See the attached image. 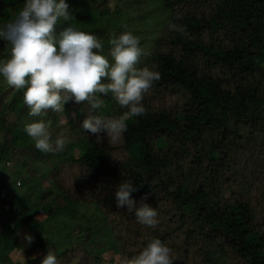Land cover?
I'll return each mask as SVG.
<instances>
[{
	"label": "trees",
	"instance_id": "16d2710c",
	"mask_svg": "<svg viewBox=\"0 0 264 264\" xmlns=\"http://www.w3.org/2000/svg\"><path fill=\"white\" fill-rule=\"evenodd\" d=\"M84 2L109 12L105 0ZM159 2L164 25L139 67L158 71L160 79L144 94L147 114L129 119L119 140L101 132L97 142V134L81 128L89 114L123 115L126 110L111 94L101 97L103 106L96 110L69 100L64 107L75 117L65 128L73 138L62 152L42 153L19 126L29 112L24 90L6 81L0 88V264H41L48 250L59 264H125L150 238L171 249L173 264H264V0ZM8 15L4 7L1 24ZM83 20L88 22V13ZM104 20V25L74 28L95 35L105 50L113 35L127 29ZM69 25L56 26L57 33ZM9 51L0 40V60ZM50 112L54 124L58 115ZM6 156L26 168L20 184L47 166L65 206L94 204L97 216L81 225L78 239L58 250L38 230L33 207L4 191L8 180L1 159ZM125 180L137 189L131 194L137 206L143 201L156 209L155 227L116 206L115 186ZM54 190L45 188L42 198ZM43 211L53 220L62 213L53 201ZM14 247L31 257L13 262Z\"/></svg>",
	"mask_w": 264,
	"mask_h": 264
},
{
	"label": "clouds",
	"instance_id": "9594fccd",
	"mask_svg": "<svg viewBox=\"0 0 264 264\" xmlns=\"http://www.w3.org/2000/svg\"><path fill=\"white\" fill-rule=\"evenodd\" d=\"M71 19L66 0H24L16 17L0 25V40L10 45L9 57L0 60V77L16 90L23 89L28 114L41 117L26 124L24 132L42 153L62 152L67 144L65 136L53 140L50 122L43 119L48 110L64 112L69 100L77 104L87 102L91 109H100L103 106L101 97L111 94L126 110L123 115L104 119L89 114L81 128L97 134V142L101 132L115 142L127 131L129 119L147 114L142 102L144 94L160 79L158 71L147 66L137 67L145 51L139 37L131 31L113 35L108 56H105L102 41L93 34L70 25L57 33L58 22L67 25ZM169 27L183 31L175 24L170 23ZM102 78L105 79L103 83ZM136 190L129 180L117 184L116 206L134 212L138 223L155 227L158 223L156 209L143 201L137 206L131 196ZM25 239L29 244L32 241L30 235ZM41 264H59V261L48 250ZM125 264H173L171 249L160 239L150 238Z\"/></svg>",
	"mask_w": 264,
	"mask_h": 264
},
{
	"label": "rangeland",
	"instance_id": "374dc122",
	"mask_svg": "<svg viewBox=\"0 0 264 264\" xmlns=\"http://www.w3.org/2000/svg\"><path fill=\"white\" fill-rule=\"evenodd\" d=\"M98 4L102 3L103 0ZM109 7V12L100 13L98 8H93L92 5H84L86 2L84 0H66L68 4V10L72 14V19L69 22L70 26L80 28L85 26H92L93 24H103L106 22L104 19L110 22L113 28H119L122 24L124 27L131 31L134 35L139 37L141 42V47L145 51V55L140 58V61H144L151 47H153L156 38L158 37L161 28L164 25V18L162 12V7L159 0H105ZM6 4L5 6H3ZM97 4V5H98ZM96 5V4H95ZM94 5V6H95ZM24 6V0H0V11H3L5 7L9 11V18L6 22L2 24L11 22L15 17L17 12H19ZM13 7H19L17 11L12 9ZM120 8V11H118ZM12 9V10H11ZM117 11V12H115ZM16 12V13H15ZM85 13H88V22L83 20ZM91 20V21H90ZM0 23V25H2ZM62 23H58L57 26H62ZM110 43L108 47L104 50V55L108 56L110 50ZM109 60L111 58L109 57ZM141 62L137 67L141 66ZM3 80V81H2ZM4 79L0 77V87L5 89ZM5 96L10 97L11 93L6 91ZM0 109H3L0 107ZM2 112L4 110H1ZM47 111V115L43 117L46 122H50L54 133L52 138L55 140L58 136H65L67 140L73 138V136L66 133V125L68 121L75 117L74 112L69 108L64 107V112H54L58 115L57 121L52 122V116L50 112ZM7 112V111H6ZM29 113V112H28ZM41 119V117H32L29 114L23 117L19 126L22 129L26 124L33 122L34 120ZM2 133L0 131V139ZM27 140V139H24ZM74 156L78 155L76 151L73 152ZM3 167L2 170L6 173L8 182L4 189L7 194L17 195L18 199L24 202L27 206L33 207L34 219L39 221L38 230L46 234L52 241L57 244L58 250H62L70 245L74 239H78L80 234H77L80 230L82 232L81 225L83 223L91 222L92 219L96 218L97 210L94 204H83L79 203L74 206V209L65 206V203L60 198L57 191H55L51 185V181L48 179V172L45 169H40L35 173V179L31 180L28 184H20L21 178L26 175L24 165L21 166L17 161L12 160L11 156H6L1 159ZM26 165V164H25ZM1 166V165H0ZM40 178L39 180L36 177ZM50 188L53 191V196L49 198H42V191L45 188ZM54 202V205H59L61 207V214L57 215V220L52 219L45 215L43 208L48 202ZM51 219V220H50ZM106 254V253H105ZM9 256L13 262L22 263L25 259L30 258L29 255H24L19 248H12L9 251ZM109 259V258H108ZM73 263V262H72ZM70 263V264H72ZM112 264V263H111Z\"/></svg>",
	"mask_w": 264,
	"mask_h": 264
}]
</instances>
